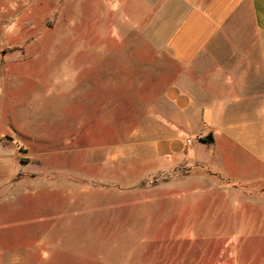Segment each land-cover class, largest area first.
Segmentation results:
<instances>
[{"label": "rangeland", "instance_id": "1", "mask_svg": "<svg viewBox=\"0 0 264 264\" xmlns=\"http://www.w3.org/2000/svg\"><path fill=\"white\" fill-rule=\"evenodd\" d=\"M68 1L0 0V264H173L177 213L205 195L240 196L213 228L238 223L233 247L264 248V187L150 155L159 127L145 118L151 93L131 95L126 52L79 100L78 52L104 51L126 23Z\"/></svg>", "mask_w": 264, "mask_h": 264}, {"label": "crops", "instance_id": "2", "mask_svg": "<svg viewBox=\"0 0 264 264\" xmlns=\"http://www.w3.org/2000/svg\"><path fill=\"white\" fill-rule=\"evenodd\" d=\"M83 2L91 10L121 11L118 23L126 30L104 51L78 52L79 100L103 62H112V50H123L131 95L135 87L151 93L145 118L159 131L147 135L156 139L149 152L166 163L161 169L177 162V173L198 168L234 186L264 187V0ZM240 198L205 195L196 211L177 213L173 264H264L263 247L242 254L230 243L238 223L213 228L214 217L239 215Z\"/></svg>", "mask_w": 264, "mask_h": 264}, {"label": "built area", "instance_id": "3", "mask_svg": "<svg viewBox=\"0 0 264 264\" xmlns=\"http://www.w3.org/2000/svg\"><path fill=\"white\" fill-rule=\"evenodd\" d=\"M191 141H192V139H187V140H186V144H190Z\"/></svg>", "mask_w": 264, "mask_h": 264}]
</instances>
